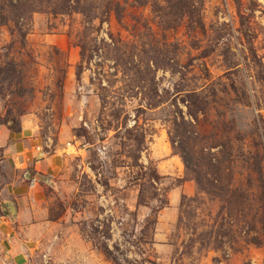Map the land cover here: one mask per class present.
<instances>
[{
	"label": "rangeland",
	"instance_id": "rangeland-1",
	"mask_svg": "<svg viewBox=\"0 0 264 264\" xmlns=\"http://www.w3.org/2000/svg\"><path fill=\"white\" fill-rule=\"evenodd\" d=\"M0 264H264V0H0Z\"/></svg>",
	"mask_w": 264,
	"mask_h": 264
},
{
	"label": "crops",
	"instance_id": "crops-1",
	"mask_svg": "<svg viewBox=\"0 0 264 264\" xmlns=\"http://www.w3.org/2000/svg\"><path fill=\"white\" fill-rule=\"evenodd\" d=\"M16 137H20V135H15Z\"/></svg>",
	"mask_w": 264,
	"mask_h": 264
},
{
	"label": "trees",
	"instance_id": "trees-1",
	"mask_svg": "<svg viewBox=\"0 0 264 264\" xmlns=\"http://www.w3.org/2000/svg\"><path fill=\"white\" fill-rule=\"evenodd\" d=\"M19 132V131H18Z\"/></svg>",
	"mask_w": 264,
	"mask_h": 264
}]
</instances>
